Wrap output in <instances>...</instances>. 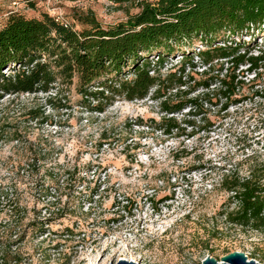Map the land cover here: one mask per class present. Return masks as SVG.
Wrapping results in <instances>:
<instances>
[{
	"label": "rangeland",
	"instance_id": "rangeland-1",
	"mask_svg": "<svg viewBox=\"0 0 264 264\" xmlns=\"http://www.w3.org/2000/svg\"><path fill=\"white\" fill-rule=\"evenodd\" d=\"M139 1L0 0V27L10 14L45 13L77 31L86 15L107 28L137 14ZM94 106L75 79L0 99V125L18 131L0 140V264H202L233 252L264 264V231L227 224L233 203L219 189L264 151V108L246 102L210 115L207 131L166 138L150 127L162 116L155 102Z\"/></svg>",
	"mask_w": 264,
	"mask_h": 264
},
{
	"label": "trees",
	"instance_id": "trees-1",
	"mask_svg": "<svg viewBox=\"0 0 264 264\" xmlns=\"http://www.w3.org/2000/svg\"><path fill=\"white\" fill-rule=\"evenodd\" d=\"M137 7L107 28L86 15L78 31L45 13L10 14L0 27V99L48 93L75 79L97 113L116 99L155 102L162 116L150 127L166 138L207 131L210 115L225 117L246 102L255 112L264 108V0H143ZM4 136L18 140V131L0 125ZM255 153L244 174L221 178L219 189L233 203L222 216L229 225L264 231V151ZM37 163L28 158L26 166ZM18 201L8 199L11 212Z\"/></svg>",
	"mask_w": 264,
	"mask_h": 264
},
{
	"label": "water",
	"instance_id": "water-1",
	"mask_svg": "<svg viewBox=\"0 0 264 264\" xmlns=\"http://www.w3.org/2000/svg\"><path fill=\"white\" fill-rule=\"evenodd\" d=\"M115 264H136V263L132 261L119 260ZM202 264H258V263L252 260H248L247 257L242 253L233 252L222 257L220 262H218L216 259L212 257L207 256L202 261Z\"/></svg>",
	"mask_w": 264,
	"mask_h": 264
},
{
	"label": "built area",
	"instance_id": "built-area-1",
	"mask_svg": "<svg viewBox=\"0 0 264 264\" xmlns=\"http://www.w3.org/2000/svg\"><path fill=\"white\" fill-rule=\"evenodd\" d=\"M156 0H149V2H155Z\"/></svg>",
	"mask_w": 264,
	"mask_h": 264
}]
</instances>
